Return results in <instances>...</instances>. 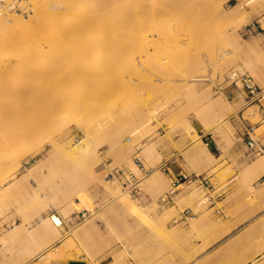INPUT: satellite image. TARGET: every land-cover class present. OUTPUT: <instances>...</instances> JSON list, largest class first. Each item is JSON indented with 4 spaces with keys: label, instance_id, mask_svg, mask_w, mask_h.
Wrapping results in <instances>:
<instances>
[{
    "label": "rangeland",
    "instance_id": "obj_1",
    "mask_svg": "<svg viewBox=\"0 0 264 264\" xmlns=\"http://www.w3.org/2000/svg\"><path fill=\"white\" fill-rule=\"evenodd\" d=\"M113 1L83 0L81 14L89 15L95 7L106 14L96 22L97 31L67 43L90 41L101 43L102 49L99 45L88 48L89 54L86 51L73 62L74 70L60 68V74L51 80L59 81L60 97L65 100L60 115L61 143L65 145L71 138L81 140L88 133L101 157L87 169L80 160L70 161V152L63 146L56 152L47 136L40 143L27 139L15 145L23 149L21 163L0 176V189L8 187L0 192V264H65L77 256L116 251L127 254L136 252L144 237H167L168 232L176 231L153 228L154 222L244 219L264 206L251 182L237 171L231 151L238 141L247 140L244 121L261 125L255 130L256 138L264 133V0ZM71 2H65L61 11ZM15 4L24 8L22 0ZM34 14L35 10L23 13L27 18ZM161 18L166 21L157 23ZM47 38L38 42L46 43ZM237 39L252 46L235 47ZM119 62L126 68L124 74L117 70ZM239 63L261 86V98L252 99L246 88L226 80ZM93 71H97L96 76ZM225 114L226 123L211 128ZM135 126L139 127L136 138L130 132ZM199 128L213 136L222 150L214 160L218 164L206 171L214 187L206 188L199 179L182 183L173 201H163L162 196L172 188L163 162L196 146L198 158L210 157L202 148ZM166 138L175 152L165 155ZM253 155L249 148L243 157L249 160ZM188 160L199 173L197 162ZM131 162L137 164L139 172ZM155 169L160 170L159 175L153 174ZM116 170L135 172L139 188L123 184L112 175ZM236 184L243 203L235 202ZM117 189L134 199V207L116 200L113 192ZM177 191L181 193L176 195ZM261 221L260 251L264 249V218ZM17 224L15 234L11 230ZM41 226L45 228L40 230ZM43 244L47 248L38 252ZM60 247L71 253L48 256ZM246 248L250 246H243L244 253ZM228 259V254H222V264ZM255 264H264V253Z\"/></svg>",
    "mask_w": 264,
    "mask_h": 264
},
{
    "label": "bare ground",
    "instance_id": "obj_2",
    "mask_svg": "<svg viewBox=\"0 0 264 264\" xmlns=\"http://www.w3.org/2000/svg\"><path fill=\"white\" fill-rule=\"evenodd\" d=\"M3 1L5 0H0V176L5 169L10 170L12 167H18L21 163L19 154L23 149L14 148L17 143L27 139L42 141L46 136L49 137L48 141L56 148V152L63 146L64 150L70 152L68 154L70 161L80 160L84 163L83 165L87 166V169L91 168L95 163L97 164L101 156L96 147L92 145L88 133L81 140L73 141L71 138L65 145L61 143L63 139H60V115L64 112L65 100L60 97V89L57 87L60 85L59 81H56L59 83L57 85L51 80L53 76L60 74V68L70 67L67 71H70L71 68L74 70L73 62L82 57L86 51L90 52L88 48H94L96 44L93 45V42L90 41L69 44L67 42L68 40H76L83 34L97 31L96 22L106 14V11L101 10L102 8L100 11L99 7H95L91 14L83 15L80 11V8L85 6L83 0H71V5L67 9L64 8L63 11H61V6L68 0H22L23 9H18L15 4L19 0H7V3H3ZM111 1L114 2L113 0ZM165 3L166 1L163 2V4ZM119 5L121 4L119 3ZM241 7H244L242 3ZM29 10H35V14L27 18L23 13ZM200 11L202 10L200 9ZM65 14H69L67 18H64ZM163 21L166 20L161 18L157 23H162ZM170 26L164 27L168 29ZM44 37H48V42L39 43L38 41ZM240 40L233 41V45L235 47L252 46V43L246 42H244L245 45H242ZM108 42L110 43V41ZM115 59L117 60L116 57ZM118 64L121 63L119 62ZM104 66L106 65L104 64ZM119 66L117 65L116 68ZM121 66L122 69L119 67L117 70L119 69L124 74L123 70L126 68L124 69L123 63ZM101 67L103 68V66ZM244 68L243 64L239 63L236 68L229 71V74L233 71H243L245 70ZM86 69L89 70L88 68ZM104 69L105 67L102 70L104 71ZM79 70L77 69L76 71ZM76 71H74V74ZM66 73L70 74L73 72ZM92 73L95 74L94 71ZM254 74H256L255 71ZM76 75L78 74H75V77ZM229 104V107L233 106L232 103ZM125 107H122V109ZM226 121L227 115H222L211 128L224 124ZM130 128L127 129V132H129ZM138 128V126H135L130 129L131 135H134L135 138L139 131ZM121 142H123L122 139ZM127 146L132 147L133 144H127ZM11 148H14L12 154ZM194 148L197 152L198 146ZM26 150L28 151L29 149ZM206 152L210 157L214 156L210 150H206ZM131 163L133 169L139 172L137 164ZM253 163L256 167L264 165V154ZM78 165L81 168L80 162ZM159 171V169H155L153 174L159 175ZM7 189L8 187L3 190L0 189V192ZM118 189L113 192L115 198L117 197L116 200L118 199L117 201L123 206H133L134 199L128 193L121 195L118 192L121 188ZM261 189L263 193L264 186ZM18 227L17 224L11 232L15 233ZM44 228L45 226H41L40 230ZM21 231L25 232L26 227L21 229ZM30 235L35 236L34 233H30ZM46 248L47 245L43 244L37 251L42 252ZM70 253V249L60 247V249H53L48 256L58 254L67 256Z\"/></svg>",
    "mask_w": 264,
    "mask_h": 264
},
{
    "label": "crops",
    "instance_id": "obj_3",
    "mask_svg": "<svg viewBox=\"0 0 264 264\" xmlns=\"http://www.w3.org/2000/svg\"><path fill=\"white\" fill-rule=\"evenodd\" d=\"M259 127L261 125L257 128ZM197 130L202 141V148L210 150L214 156L198 158L196 149L189 147L185 154H179L178 157H174L169 161L168 169H165L171 178L181 172L198 173L189 163L188 159L191 158L201 167V171L198 173L201 175H206L209 168L218 164L214 160L222 152L219 143L213 136L204 133L203 128ZM160 132L163 137L165 132L162 130ZM259 139L264 141V133L259 136ZM164 143L166 144L163 148L165 155L175 152V147L167 138L164 139ZM248 149L247 140H240L232 147L231 151L236 160L237 171L241 170L242 177L251 182L261 205H264V192L262 193L261 189L264 186V165L256 167L253 163L263 153L253 152L255 155L248 160L243 157V154H248ZM245 163L244 172L243 165ZM236 177H239V175L237 174ZM180 193L181 191H177L176 195ZM235 194L236 204L243 203L244 197L239 198L238 184L235 186ZM212 204L215 205V203ZM187 212L192 213V210L187 209ZM217 212L219 213L221 210ZM263 218L264 206L244 219H197L192 222L186 219L158 221L154 222L155 226L153 228H159L165 230V232L176 231L168 232L167 237H144L143 243L137 244L136 252L129 251V253L124 254L116 251L98 253L93 256H77L69 258L65 264H222V254H228L229 259L226 264H255V259L264 253V249L260 251L258 248L259 225L262 223ZM262 243L264 244V241ZM244 245L250 246V248H246L245 253L243 251Z\"/></svg>",
    "mask_w": 264,
    "mask_h": 264
},
{
    "label": "built area",
    "instance_id": "obj_4",
    "mask_svg": "<svg viewBox=\"0 0 264 264\" xmlns=\"http://www.w3.org/2000/svg\"><path fill=\"white\" fill-rule=\"evenodd\" d=\"M226 80L231 84H234L236 87L246 88L249 96L252 99H259L263 96L261 94L262 93L261 86H259L253 79V76L247 73L246 71L244 72L233 71L231 74L227 75ZM239 81L241 82V84L238 83ZM222 89H224L223 85H222ZM227 96L228 97L231 96V93L228 92ZM256 128H257L256 125L244 121L245 130L243 135L246 136L247 144L253 152L264 153V141H261L259 138H256L254 136ZM138 161H139V165H142L141 168H144L145 166L144 164H142L140 158H138ZM168 163L169 161L163 162L162 167L168 169ZM112 175L117 177L119 180L123 182V184L129 186L131 189L137 190L139 188L138 176L133 171L126 173L124 170H116L114 173H112ZM171 179H172V188L169 191H167L164 196H162L163 201L172 200L175 191L182 182H191L199 179L206 188L214 187L212 185L210 178L207 175H201L198 173L189 174L187 172H181L177 176L172 177Z\"/></svg>",
    "mask_w": 264,
    "mask_h": 264
},
{
    "label": "trees",
    "instance_id": "obj_5",
    "mask_svg": "<svg viewBox=\"0 0 264 264\" xmlns=\"http://www.w3.org/2000/svg\"><path fill=\"white\" fill-rule=\"evenodd\" d=\"M212 150H214V148H212Z\"/></svg>",
    "mask_w": 264,
    "mask_h": 264
}]
</instances>
